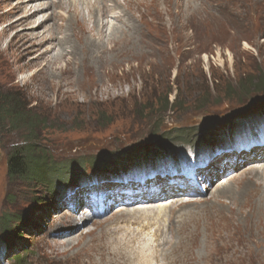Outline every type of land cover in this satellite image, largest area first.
<instances>
[{
  "label": "rangeland",
  "instance_id": "obj_1",
  "mask_svg": "<svg viewBox=\"0 0 264 264\" xmlns=\"http://www.w3.org/2000/svg\"><path fill=\"white\" fill-rule=\"evenodd\" d=\"M23 1L0 0V91L23 94L35 113L48 119L41 143L60 165L69 168L86 158L98 169L143 148L152 157L196 160L212 149L221 131L233 129L239 140L256 120H264V0H114L119 12H127L125 24L108 21L98 0H88L94 4L92 15L106 24L102 59L92 15L86 10L85 33L63 8L78 0H39L52 8L30 5L38 13L21 23L30 9L21 10ZM37 19L44 24L30 30L28 24ZM55 36L62 48L58 42L45 45ZM167 103L173 107L161 117H148L151 106L156 111ZM178 128L192 132L197 148H170L168 133ZM8 129L0 145V223L8 218L10 230L18 232L6 238L0 224V264H19L11 258L20 254L25 264H128L129 258L108 256L110 248L101 237L112 218L124 226L122 219L129 217L127 228L143 231L126 249L140 252L133 264H185L179 259L184 255L191 259L188 264H264V205L257 197V190L264 193V181L248 173L264 169L259 164L231 169L237 176L227 183L218 175L221 170H210L216 173L211 187L195 199L171 197L175 186L166 202L127 207L113 200L121 191L116 184L91 185L98 177L89 166L85 178H69L57 195L54 186L9 179L7 155L26 134ZM246 155L236 156L241 163L253 158ZM71 219L77 226L86 224L80 231L57 234L76 226ZM155 234L160 243L168 241L158 252L149 249ZM125 236L122 229L119 237Z\"/></svg>",
  "mask_w": 264,
  "mask_h": 264
},
{
  "label": "trees",
  "instance_id": "obj_2",
  "mask_svg": "<svg viewBox=\"0 0 264 264\" xmlns=\"http://www.w3.org/2000/svg\"><path fill=\"white\" fill-rule=\"evenodd\" d=\"M261 92L264 93V90ZM151 107L148 117H161L167 109L173 107V104L167 103L164 108L159 107L156 111H154L153 106ZM147 108L148 107H146V109ZM47 122H49L47 118H41L35 113L34 108L30 107L23 94L12 93V91L3 94L0 91L1 139L8 127V130L12 132H25L26 134L25 137H22L21 144L18 143L15 145L7 155V172L9 179L28 182L32 185H39L46 188L54 186L55 188L52 189V193L53 195H57L60 193V190L64 189L66 185L69 184V178H73V180L85 178L88 174V170H86L88 166L93 169L98 180H101L105 177L112 178L123 174L125 175L136 171V169H154L157 166V161H159L158 157H152L148 152L144 153L146 148H143L139 151L134 150V152H127L125 154L129 155L123 156L120 159L109 160L105 164L102 163V167L98 166V169H95L96 161L92 162L89 159L86 160V158H82L80 162L74 161L69 163L70 165L68 168L65 164L60 165V163H57L53 158L51 150L48 151L41 143L42 130L44 131L46 129L45 126ZM169 133V140H172L171 146L177 144H193V135L189 130L178 129ZM151 137H154V135ZM168 143H170V141ZM113 153L114 152L110 151V154ZM57 166L62 168H57ZM92 182L94 183V180ZM56 183H58L57 186ZM48 194L51 195V190H49ZM37 203L39 204L40 201ZM9 222L8 218H5L0 223L2 232L7 236L6 238L18 232L14 233L10 230ZM25 258L23 254H20L13 257L11 260L19 264H25Z\"/></svg>",
  "mask_w": 264,
  "mask_h": 264
},
{
  "label": "bare ground",
  "instance_id": "obj_3",
  "mask_svg": "<svg viewBox=\"0 0 264 264\" xmlns=\"http://www.w3.org/2000/svg\"><path fill=\"white\" fill-rule=\"evenodd\" d=\"M37 1H39V0H24L22 3H20L19 6L21 7V10H23L24 8H26V6H30V5H36L37 6V4H40L41 7L42 6H46V7H43L44 9H42V10H47L45 8H48L49 9L50 7L52 8V6H53L50 3H48V4H45V3H37ZM48 1H50V0H47V2ZM74 2L75 3L78 2V3L77 4H73V5H69L68 7L64 6L63 8L66 9L67 12L68 11L69 12H72V14L74 15L72 19L75 20V21H77V23L80 22V25H82V27L84 28V31L86 33V27L88 26V23L89 22H88V19H86V17H85V12L87 10L88 13H89V15H92L93 9H94V4L92 3V1H88V0H78V1H74ZM98 2L100 3V6L102 7V10H103L106 18L108 19V21H110V20L112 22L118 21V22H114V23H118V24H120V23L125 24L126 23V21H127V17H125L127 15L126 10H124L122 12L121 11L119 12L117 10V8H116V5H115L114 0H98ZM62 4H64V3H62ZM84 5H85V8H84ZM80 6H83L82 7L83 8L82 10L80 9ZM27 8H29V7H27ZM38 11H39V9H37V7L30 6V9L25 12L24 17L22 19H20L19 22L23 23V22H26L25 20H27V19H30V20L33 19L34 16L38 13ZM116 16H124V17L117 20ZM51 18H53V17H51ZM99 18H101L100 15H99ZM47 19H48V17H46V21H47ZM91 19H92V23L94 25L92 29H93V31H95L94 30L95 28L97 29V39L98 40L101 39V41H102V42L99 41L100 42L99 43V46L102 49V51H98V57L102 59V57H103V55L105 53V49H104V47L102 45H103V41H104L103 38L106 37V31H107V30H105L106 29V24H103L101 19L97 20V17L96 16H93L92 15ZM43 24H44L43 22H39V19H37L36 21H31L28 25L31 26L30 30L35 31L38 28H40V26H42ZM92 29H89V31H91ZM61 30L60 31L63 34L64 33L63 28ZM58 31H59V29H58ZM44 36L45 35H43L42 37H44ZM108 36L109 35H107V38L109 39ZM34 37L37 38V39H41V37H39V35H34ZM14 40H15V38H13L11 42L13 43ZM56 42H58V46L61 45V40H58V38L55 36V39L54 40H48L45 43V45L48 44V45L55 46ZM60 48H62V47L60 46ZM62 50L64 52H66L65 49H62ZM67 53L69 54L68 51H67ZM70 55H71V53H70ZM61 57H62V55H61ZM26 79H28V76H25V77L22 78V80H26ZM248 134L249 135H253L255 133L252 132V131H249ZM256 159H258V157H256ZM262 161H264V160H262ZM246 162H248V160H246ZM254 164H256V163H254ZM255 169H257V168H255ZM248 173L253 174V175H257V176L259 175L261 177V179L258 182H263L264 181V178H263L264 177V169H260L259 168L258 172L257 171H254V172L250 171ZM230 191H231V189L229 187V188H224L223 190H220L219 192H220V194L221 193L227 194V192H230ZM257 197L259 198L260 201L262 200L263 205H264V193L262 194L259 190H257ZM161 209H163V208H161ZM87 210H90V209L87 208ZM79 220H83V218H79ZM122 220L125 221L124 222V224H125L124 226H122L123 225L122 224L123 222H121V219L115 221V218L114 219L112 218L111 219V222H109L104 227L103 232H102L103 233V236L101 237V239H105L106 238L105 239L106 240L105 241V246L107 244V247L110 248V250L108 252V256H111L112 257L114 255V256L123 257V258H126V259L129 258L128 259V264L129 263L130 264H133L134 261H135V259H137L139 257L140 252L138 251V252H135V253H128L126 251V249L131 248V247H134L136 245L135 243H137V241L141 238V236L143 234L142 233L143 231H142V229L140 230L137 227H135L133 229H128L127 228V224H130L131 223L130 221L133 220L132 217H129L127 219L123 218ZM70 222L72 224L74 223V225H76L77 219H71ZM138 222H139V218H136L134 220V223H138ZM134 223H132V225H135ZM85 224H86V221H85L83 227L85 226ZM73 227L68 226L67 229L57 230V234L63 233L64 231H68V230H71L73 232H76L77 230L80 231V230L83 229L82 225H79V226L76 225L74 228ZM122 229L125 230V232H126V235L127 236H125V238L119 237V233L122 232ZM69 236H71V235H69ZM155 237H156V239L154 241V244H152L153 246L151 245L149 247V249L151 251L158 252V250L162 246L163 247L167 246L168 241H164L163 243H160L159 235L155 234ZM142 257H144V261L145 262H148V260L151 259L150 258V255L149 256L148 255L147 256L145 255V256H142ZM139 258H138V260H139ZM179 259H180L181 263H185V264H188L190 262V260H191V259H189L185 255L184 256H180ZM126 262L127 261H124V262H122L120 264H127ZM139 262L143 263L142 261H139Z\"/></svg>",
  "mask_w": 264,
  "mask_h": 264
},
{
  "label": "water",
  "instance_id": "obj_4",
  "mask_svg": "<svg viewBox=\"0 0 264 264\" xmlns=\"http://www.w3.org/2000/svg\"><path fill=\"white\" fill-rule=\"evenodd\" d=\"M249 102H250V100L252 101V99L251 98H248L247 99ZM0 145H1V130H0ZM0 148H1V146H0ZM2 160V151H1V149H0V161Z\"/></svg>",
  "mask_w": 264,
  "mask_h": 264
}]
</instances>
